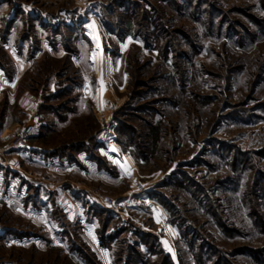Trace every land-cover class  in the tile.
I'll list each match as a JSON object with an SVG mask.
<instances>
[{
    "label": "rangeland",
    "instance_id": "obj_1",
    "mask_svg": "<svg viewBox=\"0 0 264 264\" xmlns=\"http://www.w3.org/2000/svg\"><path fill=\"white\" fill-rule=\"evenodd\" d=\"M8 50L32 64L0 115L24 120L29 91L40 144H85L102 174L79 179L98 193L90 205L27 183L17 210L3 186L0 233L33 235L0 240V264H89L72 242L98 264H141L134 246L146 260L161 252L151 264L167 252L199 264L202 245L209 264H264V0H0V67L14 74ZM17 129L0 154L17 150Z\"/></svg>",
    "mask_w": 264,
    "mask_h": 264
},
{
    "label": "crops",
    "instance_id": "obj_2",
    "mask_svg": "<svg viewBox=\"0 0 264 264\" xmlns=\"http://www.w3.org/2000/svg\"><path fill=\"white\" fill-rule=\"evenodd\" d=\"M9 36L6 42L2 44L6 49L10 48L7 44L10 40ZM8 52H10L11 58L15 60L16 67L13 71L14 74H10L5 68L2 66L0 67V108L3 106L5 100L8 102V105H14L16 103V89L19 85L20 77L32 64L29 60L17 56L18 51L8 50ZM21 65L23 67H21ZM13 85L15 86L13 87ZM18 102L21 109L24 110V120L23 118L13 117L9 113L5 116L0 115V139L2 141H4L6 132L8 130L15 131L21 122H34L35 124L38 120V102L34 95L30 94L29 91L24 92ZM77 105L81 110L80 112L83 113V110L87 108V101H77ZM73 115L77 114L72 113L70 117H73ZM56 123L58 128L68 124L67 121L64 122L60 120ZM40 127H44V129L47 130L49 129L47 123H41ZM55 129L56 128H53V130ZM41 138L42 135L38 129V133L31 136L29 145L26 149H17L9 155L0 154V193H2L5 187L10 195L9 198L5 199V202L7 204H12L16 209H19L20 206L25 207L18 193L21 186L24 188L27 183L30 187L28 194L32 191L31 189H33V186L36 185V187H40L41 190L46 189L52 192V197H56L60 205L67 206L75 203L90 205L93 204L94 201H99L98 193L93 191L90 187H85L84 182L79 180L85 179L89 183L101 180L102 172L99 166L91 160L87 151L85 149L79 150L72 153L71 157H68L67 154H62V151L59 150L60 148L58 147L49 148L40 144ZM103 173L106 172L103 171ZM61 177H67L66 179L69 177V181L60 180ZM41 196H43L42 193L39 194V197ZM65 208L66 212L69 214L68 216L72 219L80 215L78 212H73L67 207ZM85 218L87 217H85L83 213L81 219ZM17 232L20 233V231ZM6 233L5 230H2L0 236H4ZM12 237L17 238L16 236Z\"/></svg>",
    "mask_w": 264,
    "mask_h": 264
},
{
    "label": "trees",
    "instance_id": "obj_3",
    "mask_svg": "<svg viewBox=\"0 0 264 264\" xmlns=\"http://www.w3.org/2000/svg\"><path fill=\"white\" fill-rule=\"evenodd\" d=\"M129 24H130V21H129ZM129 26H131V25H129ZM7 27V32H9V28L11 27V25H7L6 26ZM81 28H83L82 26H81ZM61 27H56L55 29H53L56 33H58V32H60L61 31ZM58 31V32H57ZM6 32V33H7ZM3 39L6 41L7 40V36H3ZM149 108V107H148ZM154 111V110H153ZM150 112V111H149ZM154 112H156V111H154ZM154 130V134H155V136L157 135V133H158V129H159V127H157V128H153ZM126 132H128V131H126ZM31 138V137H30ZM85 144H83V145H81V147L80 146H78L77 147V150L76 151H79V150H83V149H85ZM65 152L64 151H62V154H64ZM72 154V153H71ZM71 154H68L67 153V155H68V157H71ZM238 183V181H236V180H234V179H230L229 180V185H231L232 187L233 186H236V184ZM12 235V236H16V237H19V238H24V237H31L33 234L32 233H18L17 231H7V233L4 235V236H0V240L1 241H4V240H6V238H7V235ZM66 234V233H65ZM68 248L70 249V250H72L73 252H75V251H78L79 253H80V256H81V258H84L85 260H87V263H89V264H98V263H95V261H92L91 260V258L90 257H87V255H86V253L83 251L84 249L82 248V247H80V249L76 246V244L74 243V242H72L71 244H69V246H68ZM135 246L134 247H131L130 248V250L132 251V253L131 254H135L136 256H135V258H137L136 260L137 261H139L141 264H151V261H152V254H157L158 256L161 254V252H157L156 250H153V248L151 247L150 248V252H152V253H149L150 254V256H149V258H148V260H146V259H143V255L139 252V253H137V251H135ZM199 250H203V251H201V253H199V254H197V261L199 262V264H209V257H207L205 254H207V251L208 250H206V252L204 251V247H203V245L201 246V248L199 249ZM135 251V252H134ZM244 255H246V256H252V258H254L255 256H253V253H252V251L251 250H247V251H245V253H243ZM131 257H133V256H131ZM142 258V259H141ZM260 259H262V260H264V257H260ZM163 260H165V264H173L172 263V256H171V254L170 253H166L165 254V256H164V259ZM126 264H132V263H126ZM217 264H219V263H217Z\"/></svg>",
    "mask_w": 264,
    "mask_h": 264
},
{
    "label": "built area",
    "instance_id": "obj_4",
    "mask_svg": "<svg viewBox=\"0 0 264 264\" xmlns=\"http://www.w3.org/2000/svg\"><path fill=\"white\" fill-rule=\"evenodd\" d=\"M34 130V122H28L20 126L10 140L11 147L14 149H26L29 145V140L33 135ZM101 200L109 205L112 209H117V203L113 197L103 196Z\"/></svg>",
    "mask_w": 264,
    "mask_h": 264
},
{
    "label": "snow or ice",
    "instance_id": "obj_5",
    "mask_svg": "<svg viewBox=\"0 0 264 264\" xmlns=\"http://www.w3.org/2000/svg\"><path fill=\"white\" fill-rule=\"evenodd\" d=\"M93 25H90V27H92ZM124 47H127V45H124ZM21 67H23L22 65H21ZM100 83H101V85H103V80L101 79V81H100ZM15 85H13V87H14ZM103 90V89H102ZM113 151H115V149H113ZM122 167H123V165H122ZM125 171H126V174L127 175H131V172L130 171H127V169H125ZM93 239H94V237H93Z\"/></svg>",
    "mask_w": 264,
    "mask_h": 264
}]
</instances>
